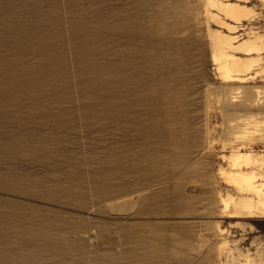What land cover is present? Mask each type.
<instances>
[{
  "label": "rangeland",
  "instance_id": "rangeland-1",
  "mask_svg": "<svg viewBox=\"0 0 264 264\" xmlns=\"http://www.w3.org/2000/svg\"><path fill=\"white\" fill-rule=\"evenodd\" d=\"M208 4L0 0V264H264L220 199L224 155L264 154V49L224 57Z\"/></svg>",
  "mask_w": 264,
  "mask_h": 264
},
{
  "label": "bare ground",
  "instance_id": "bare-ground-1",
  "mask_svg": "<svg viewBox=\"0 0 264 264\" xmlns=\"http://www.w3.org/2000/svg\"><path fill=\"white\" fill-rule=\"evenodd\" d=\"M208 2V5L212 7L210 16L219 27L212 32L216 50L218 48L224 54V57L235 53V50L240 49V47H242L241 50L244 47L249 52L261 53L260 51L264 49L262 35L253 32L248 38L240 42L243 46H239L237 35L231 34L236 30V22H241L243 18L252 14L251 5L244 0H208ZM223 28H226L227 31ZM250 63L234 59L228 63V68L237 71V74H241ZM237 79L240 80L238 77ZM250 112L252 111L250 110ZM227 113L228 111L225 110L226 116ZM224 159L229 166L228 168L221 167L220 172L227 177L229 176L238 190L237 195H220L224 206L234 215L244 217L264 216V154H258L252 149L242 150L238 147L232 148L229 154L224 155Z\"/></svg>",
  "mask_w": 264,
  "mask_h": 264
}]
</instances>
